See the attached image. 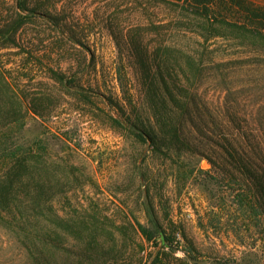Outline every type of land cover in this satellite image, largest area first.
I'll list each match as a JSON object with an SVG mask.
<instances>
[{
    "label": "rangeland",
    "instance_id": "1",
    "mask_svg": "<svg viewBox=\"0 0 264 264\" xmlns=\"http://www.w3.org/2000/svg\"><path fill=\"white\" fill-rule=\"evenodd\" d=\"M246 1L264 8V0ZM210 23L183 0H0V71L24 109L0 141L50 158V264H150L157 250L133 230L148 227L146 199L180 241L160 264H264V214L257 202L239 201L243 186L205 172L209 164L189 152L154 151L113 122L138 113L161 134L150 118L159 98L142 80L167 79L159 106L177 117L180 103L170 96L183 94L206 47L180 132L193 140L198 104L218 122L230 124L229 112L264 127V48L230 34L205 44L199 34ZM6 227L0 223V264H24Z\"/></svg>",
    "mask_w": 264,
    "mask_h": 264
},
{
    "label": "trees",
    "instance_id": "2",
    "mask_svg": "<svg viewBox=\"0 0 264 264\" xmlns=\"http://www.w3.org/2000/svg\"><path fill=\"white\" fill-rule=\"evenodd\" d=\"M167 1L174 3L182 0ZM183 3L190 13L203 15L206 21L212 22L209 26L213 30L206 28L199 34L203 43L207 44L209 40L219 37L229 38L227 34H230L264 48L263 7L254 6L246 0H183ZM232 21L235 23L232 24ZM236 23L239 25L236 26ZM215 25L229 29H215ZM203 49L204 52L192 60L194 73L185 77L183 94L180 98L170 96L172 101L180 103L177 117L174 112H163L159 106L166 99L164 95L160 96L158 85L162 84L167 89V79L161 76L159 79L146 77L142 80V86L159 98V101L155 100L151 104L150 118L162 127L161 134L150 127L149 122L145 125L136 110L137 114L133 117L125 115L121 103L114 106L123 112L124 118L118 116L113 122L131 131L136 139L148 142L154 151L170 152L173 149L175 152H189L205 160L210 166L205 172L221 173L229 187L232 183L234 186H243L242 193H237L239 201L257 202L264 214V139L258 137V133H264V127L248 126L237 115L229 112L225 116L230 118V124L218 122V114L214 115L198 104L193 114V140L180 132V122L187 113L189 102L193 100L189 88L195 89L201 82L199 74L206 47ZM140 62L143 68L147 66L144 61ZM58 81L62 87L68 88L69 83L63 77L58 78ZM5 100L16 105L9 110L0 106V130L24 116L18 96L14 95L0 71V102ZM19 152L13 144L4 143L3 146L0 141V223L8 227L6 229L23 249L26 255L24 264H50V218L53 212L50 202V158L36 154L31 148L22 154ZM34 170L37 172L32 173ZM227 177L229 179H225ZM144 214L148 227L134 223L133 230L146 242H152L157 250L150 264H160L159 257L165 254L164 251L178 248L180 241L173 236L176 232L170 234L162 227L148 199L144 203ZM93 242L90 240L87 245ZM138 249H142L141 246ZM252 250H255L254 247H249L247 253L251 254Z\"/></svg>",
    "mask_w": 264,
    "mask_h": 264
}]
</instances>
